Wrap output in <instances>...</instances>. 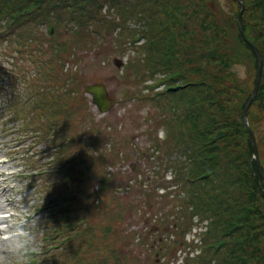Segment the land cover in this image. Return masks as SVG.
Returning <instances> with one entry per match:
<instances>
[{
	"label": "trees",
	"instance_id": "trees-1",
	"mask_svg": "<svg viewBox=\"0 0 264 264\" xmlns=\"http://www.w3.org/2000/svg\"><path fill=\"white\" fill-rule=\"evenodd\" d=\"M241 1L244 5L243 33L262 58L260 86L252 103L260 113L253 115L248 109L247 120L256 139L264 172V137L259 136L256 127V118L264 115V0ZM105 6L104 15L101 12ZM218 10L223 13L219 15ZM239 11L240 4L236 0H0V46L7 44L9 52L35 62V76L32 79L25 76L24 82L36 76L51 80L44 86L31 84L25 89L22 102H27L28 107L38 95L41 98L46 95L57 107L54 108L55 121L44 117V109L40 112L43 116L38 117L42 119L39 135L53 152L49 164L53 170L40 172L45 179L38 188L47 180L57 178V193L53 198L60 202L52 198L50 205H44L43 212L48 211L46 215L53 218L55 226L66 217L69 219L66 228L60 230L64 235L61 237L57 233L51 239L58 245L61 240V243H67L66 250L60 251L65 262L59 264H117L120 258L116 256L123 252L115 240L106 239L108 233L104 229L110 231L108 221L119 222V229L126 223V215L119 208L111 217L104 211L98 216L101 208L94 207L91 199L100 201L99 188L91 194L86 187L93 177H97V182L103 186V173L93 171L94 159L88 155V149L75 151V146L84 147L82 140L86 137L82 134L104 133L100 123L91 125L93 115L81 92L87 84L86 79L72 71L62 84L70 85L64 93L66 96L59 94L54 83L57 75L50 74L40 46L41 40L48 46L54 43L51 48L55 53L53 59L61 60L62 51L74 53L67 43L60 42L62 36L58 29L64 24L66 36L76 38L72 47L81 49L97 45L90 39L100 35V31L108 29L110 32L116 26L115 31L119 28L113 40L116 50L121 54L133 52L120 78L142 87L151 81L152 85H147L149 92L162 86L149 98L154 103L158 100L159 106L163 105L168 114L165 138L167 141L174 139V152L179 155L169 168L174 174L173 180H161L164 184L159 185L165 188L159 196L169 200V211H164L162 206L160 211L163 212L155 215L152 223L165 228L160 235H175L168 246L175 244L177 248L166 252L156 250L153 261L150 257L137 260L133 248L148 241H136L135 236H142L143 229L137 234L135 230L127 229L126 234L132 239L124 237L128 240L126 247L132 245L126 251L127 256L123 255L127 258L126 264H167L170 262L167 256L176 254L180 246L192 253L200 250L197 256H187L184 264H264V180L252 159V144L242 119L251 92L248 76L240 79L231 70L242 61L257 69L256 57L238 29ZM39 25L46 29L44 38L34 29ZM139 40L142 43L137 44ZM9 52L5 56L10 55ZM3 72L5 76L10 75L0 65V74ZM104 82L116 87L113 80ZM51 85V89L45 91ZM17 110L18 118L24 121L23 107ZM34 112L31 110L28 114L35 115ZM152 121L156 124L153 118ZM28 124L26 118V126ZM111 132H114L112 128ZM90 138L89 149H97L96 137ZM109 156L120 158L115 150ZM148 185L146 183L143 188L148 189ZM139 212L133 211L135 218ZM149 216L146 214L143 218L150 224ZM194 217L198 218L196 223ZM204 221L207 230L196 232L192 240L186 241V234ZM194 239H198L199 245ZM156 244L160 247L159 241Z\"/></svg>",
	"mask_w": 264,
	"mask_h": 264
},
{
	"label": "rangeland",
	"instance_id": "rangeland-1",
	"mask_svg": "<svg viewBox=\"0 0 264 264\" xmlns=\"http://www.w3.org/2000/svg\"><path fill=\"white\" fill-rule=\"evenodd\" d=\"M105 11L106 6L101 13L105 15ZM218 11L219 15L223 13L220 10ZM224 17L226 16L224 15ZM128 23H132V21H128ZM64 25L58 29V34L62 36L60 42L67 43V46L74 53H70L69 50L62 51L61 56L63 58L61 60L57 58L53 59L55 53L51 51V48L55 44L52 43L51 46H48L43 40L40 42V46L50 67V74L57 75V77L55 76L54 83L59 90V94L65 95L64 93L70 85L65 86L62 84L66 83V75H70L74 71L86 79V85L104 84L110 99H112L110 110L102 114L92 103L91 97L85 93L84 88H81L83 101L84 103L86 102V106L93 115V123L91 125L97 126L100 123L104 129V133L100 135L82 134L86 137L82 140L85 148L75 146V151L77 152H85L88 149V155H91L94 159V163L91 164L93 171L98 174L103 173L104 176V187L100 186L99 182H97V177H93L90 179V182H87L86 190H89L88 193L93 194V191L99 188L98 196L101 195L100 201L94 200L93 202V198L91 199L94 207L98 206L101 208L98 216H101L104 211L107 217H111L119 209L126 215L125 221L123 220L126 222L123 228L119 229V222L113 220L108 221V224L111 226L110 231L104 229L108 233L106 239L110 241L112 239L115 240L117 246H120V250L123 252L116 256L120 258L116 261L117 264H126L127 258L124 259L123 255L127 256L126 251L132 245L130 244L129 247H126L128 240L124 237L130 236V239H132L131 235L126 234L127 229L135 230L136 234L141 233L143 229L142 236H135L136 241L148 242L135 246L133 252L136 256L138 255L137 260L138 258L143 260L150 257V260L153 261L156 250L166 252L170 248H177L175 244L171 247L168 246V244L171 245L175 235L170 233L168 236L166 233L163 236L160 235L165 228L161 225L159 226V224L154 225L152 223L155 215L163 212L160 211L162 206L165 207L164 211H169V200L159 196L164 193L165 188L159 185L164 184L161 180H173V178L167 180L166 176L168 174H171L172 177L174 176L169 168L173 166L179 155L174 152V139L171 138L169 139L170 141H167L165 138L168 126V114L162 107L163 105L159 106L158 100L154 103L149 98V96H153L158 90H161L162 86L159 85L154 88V92H149L147 85H152L151 81L144 83L142 87L140 84L136 85L130 81L123 80L122 77L120 78L119 75L123 74V67L128 66L126 63L133 52L128 53L127 51L121 54L116 50L114 44L115 34L119 31V28L115 31L116 26L110 32H108V29L107 31L102 30L100 31V35L90 39L92 41L95 40L97 45L81 49L72 47V43L76 38L74 36L71 37L69 34L66 36ZM70 27L75 29L73 25ZM34 29L39 31L38 33L42 38L45 37L46 29L44 26L39 25ZM231 39L234 40V37L231 36ZM248 42L251 43L250 41ZM140 43H142V40H139L137 44ZM245 43L247 44V42ZM8 52L7 44L0 46V65L11 75L10 77H6L4 72L0 74V81L2 80L3 82V90L0 89V211L6 209L15 210L19 219L26 221L22 226L31 237V242L27 245L26 253L22 250L16 254L8 255L7 258L5 254H0V264H59L60 261L65 262V257L60 256V251L66 250L67 243H61V240L60 245H58L57 242L51 239L57 233L61 237L64 235L63 231L60 230L66 228L69 219L66 217L60 221L59 226H55L52 223L53 218L51 219L46 215L48 211L43 212L44 205L48 203L50 205L54 193H57L55 189L57 178L53 177L47 180L38 188V185L42 184L45 179L40 172H50L53 170V167H49V164L52 162L53 152L50 150L45 139L39 135L42 131L40 124L42 119L38 117L43 116L40 112L44 109L46 112V116L44 117L49 119L54 118L55 121L56 111L54 108L57 109V107L55 104L52 105V98L46 95H43L42 98L38 95L28 107H26L27 102H22L24 100L25 89L31 84L44 86L45 84H50L51 80L39 79V76H36L33 80L24 82L23 78L25 76L30 79L35 76L33 70L35 62L29 61L25 57H20L13 51L9 52L11 53L10 55L5 56V53ZM75 57H78L77 60H75ZM115 60L123 61L120 68L116 67ZM235 65H243L246 68L245 75L246 77L248 76L247 85L252 95L257 75L258 60L257 69L244 61ZM231 70L237 75L233 67ZM107 80H113L116 87L104 82ZM51 87L52 85L48 89H45V91H49ZM69 101L74 103V100L69 99ZM21 107H23L24 115L28 119V126H26V118L24 119V123L17 116V113H19L17 108ZM248 109L252 111L253 115L260 113L253 105ZM31 110H35V115L31 114L33 115L31 116L28 114V111ZM152 118L156 121V124L153 123ZM107 123H111L112 125L110 126ZM256 127L259 136L263 139L264 115H259L256 118ZM111 128L114 132H111ZM88 137H96L97 149H89L91 138L88 139ZM64 142L68 144V141ZM73 145L71 146L73 147ZM86 145H88V148H86ZM72 147H69L71 152H73ZM113 150L119 153L120 158L117 159L115 156H109ZM138 153H143V155L137 156ZM125 155L128 156L125 158ZM252 159L255 161L254 158ZM165 171L166 174H164ZM146 183H149L148 189L143 188ZM101 187L103 189H100ZM150 188L153 190H150ZM48 194L50 195L48 196ZM53 199L60 202L56 197ZM134 210H140L137 218L133 215ZM146 214H150V224L146 223V219L143 218ZM56 216L61 217V214H56ZM196 219L198 218H193L194 221ZM151 229L152 231L150 232ZM195 229L193 228L191 233L186 234V239L194 237ZM156 241H159L161 250ZM194 243L199 244L197 240ZM8 244L9 241L3 239V234L0 233V248ZM51 247L55 248L50 249ZM180 248L182 247L180 246ZM178 250H180L179 253L183 257L187 256L185 248L177 249L176 252ZM199 253L200 251L198 250L195 252V255L197 256ZM167 258L170 260V262H166L167 264L180 263L176 254L167 256ZM67 259L69 261V257Z\"/></svg>",
	"mask_w": 264,
	"mask_h": 264
},
{
	"label": "water",
	"instance_id": "water-1",
	"mask_svg": "<svg viewBox=\"0 0 264 264\" xmlns=\"http://www.w3.org/2000/svg\"><path fill=\"white\" fill-rule=\"evenodd\" d=\"M236 1L240 4V11H239V14L237 16V25H238V29L240 31V35L243 38V40L245 42H247V44L249 45L251 50L254 52V54L256 55L257 60H258V69H257V75H256V79H255L254 88L252 91V95H251L248 103L246 104L243 112H242V118H243V121L245 123L246 129L249 133V136H250L252 149H253V158L256 161V165L258 167V171H259L260 175L264 179V173H263V170L261 168V165H260V162L258 159L259 157H258V151H257V146H256V140H255V137H254L252 130L250 129V127L248 125L247 115H246L248 108L251 106V104L253 103V101L256 98L257 93H258L260 80H261V72H262V60H261V55H260L259 51L256 49V47L253 44L249 43L244 36V33L242 31V28H241V18H242V12L244 9V5L241 2V0H236ZM116 66L121 67V61H119V60L116 61ZM84 91L86 94L91 96L92 103L96 106V108L101 113H106L107 111H109V109L111 108V103H110V100L108 99L107 90H106V87L104 84L87 85L84 87Z\"/></svg>",
	"mask_w": 264,
	"mask_h": 264
},
{
	"label": "clouds",
	"instance_id": "clouds-1",
	"mask_svg": "<svg viewBox=\"0 0 264 264\" xmlns=\"http://www.w3.org/2000/svg\"><path fill=\"white\" fill-rule=\"evenodd\" d=\"M233 69L237 72L239 78H246V68L243 65H233ZM172 178L171 174L166 176L167 180ZM23 223H26V221L20 220L15 210L0 211V233L3 234V239L9 241L7 246L0 248V254H5L6 258L8 255L16 254L22 250L26 253L31 237L24 230Z\"/></svg>",
	"mask_w": 264,
	"mask_h": 264
},
{
	"label": "built area",
	"instance_id": "built-area-1",
	"mask_svg": "<svg viewBox=\"0 0 264 264\" xmlns=\"http://www.w3.org/2000/svg\"><path fill=\"white\" fill-rule=\"evenodd\" d=\"M195 232V231H194ZM194 238V237H193ZM192 239V238H191ZM189 240V239H188ZM178 255L180 256V258H179V262H182V259H183V256L180 254V253H178ZM193 254H191V256H192Z\"/></svg>",
	"mask_w": 264,
	"mask_h": 264
}]
</instances>
